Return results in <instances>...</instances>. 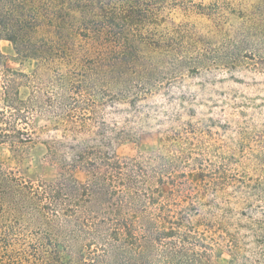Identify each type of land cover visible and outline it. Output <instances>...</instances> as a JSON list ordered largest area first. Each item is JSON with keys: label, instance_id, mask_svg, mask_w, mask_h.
Wrapping results in <instances>:
<instances>
[{"label": "rangeland", "instance_id": "1", "mask_svg": "<svg viewBox=\"0 0 264 264\" xmlns=\"http://www.w3.org/2000/svg\"><path fill=\"white\" fill-rule=\"evenodd\" d=\"M3 6L11 16L1 12L0 49L8 67L24 74L10 75L15 81L7 90H20L32 140L0 144V264L130 260L119 248L87 246L97 238L80 231L81 211L65 214L67 198L52 205L15 181L52 194L49 185L59 180L91 185L108 174L114 160L66 169L48 149L64 132L59 124L77 93L96 102L78 110L90 124L80 137L99 138L104 121L113 139L103 147L109 156L154 170L153 184H179L170 207L192 212L208 246L204 264H264V0H4ZM12 205L26 208L14 217ZM100 228L108 234V225Z\"/></svg>", "mask_w": 264, "mask_h": 264}, {"label": "trees", "instance_id": "2", "mask_svg": "<svg viewBox=\"0 0 264 264\" xmlns=\"http://www.w3.org/2000/svg\"><path fill=\"white\" fill-rule=\"evenodd\" d=\"M3 4L4 0H0V16L3 15L1 12L8 17L11 16ZM2 38L3 35L0 34V40ZM10 75L19 77L24 74L8 67L7 56L0 49V84L1 81L6 83L2 85L5 92L4 105L0 106V144L25 143L32 140V135L24 126L28 124L27 109L24 100L19 98L20 90L17 88L13 95L7 90V86L15 81ZM70 97L73 105L71 107L74 108L65 110L63 120L59 124L63 126L64 132L60 137L52 139L48 149L66 169L71 166L95 165L98 158L114 160L108 163V174L96 175L91 185H72L65 179L59 180L49 185L52 187V194L46 189L41 190L38 187L36 189L32 184H25L24 180L15 178V181L24 188L38 191L37 193H41L52 205L59 203L61 196L67 198L70 204L65 214L76 217L81 211L83 228H80V231L93 234L97 238L96 240L89 238L86 245L90 247L95 245L98 250L102 249L105 253L109 252V249L119 248L122 255L130 259L127 264L206 263L208 246L197 235L200 233L191 220L192 212L188 207L178 212L170 207L171 197L180 189L179 184L172 182L167 186L153 184L151 180L156 173L154 170L143 167L137 161L123 163L114 156H109V152L103 150V147L112 146L113 139L107 134L108 128L104 121L100 122L102 125L95 132L99 138L80 137L85 131H90V124L86 121L89 118L85 111L80 114L78 110H84L89 105L94 106L96 102L92 97L81 93ZM80 103H83V106ZM60 108L61 106L57 104L56 109ZM75 116L82 123L74 120ZM219 185L216 183L214 185L216 187L213 188L218 189ZM1 193L2 211L5 203ZM16 206L12 205L9 209L14 217L23 212L21 208H26ZM191 208H194L193 203ZM100 224L108 225L107 235L100 232ZM72 233L74 241L81 239L76 231ZM229 245L238 255L237 245L233 243ZM199 247H204V250H200ZM130 252L135 258L129 255Z\"/></svg>", "mask_w": 264, "mask_h": 264}]
</instances>
